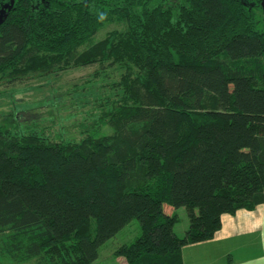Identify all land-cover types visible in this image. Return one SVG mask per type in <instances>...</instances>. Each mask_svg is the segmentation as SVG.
Listing matches in <instances>:
<instances>
[{"label": "trees", "instance_id": "16d2710c", "mask_svg": "<svg viewBox=\"0 0 264 264\" xmlns=\"http://www.w3.org/2000/svg\"><path fill=\"white\" fill-rule=\"evenodd\" d=\"M13 1L0 83L57 62L125 68L121 103L102 117L112 135L66 147L0 131V237L13 261L94 264L136 220L140 236L116 257L182 264L222 215L264 203V27L241 0ZM107 12L124 30L95 42Z\"/></svg>", "mask_w": 264, "mask_h": 264}, {"label": "rangeland", "instance_id": "374dc122", "mask_svg": "<svg viewBox=\"0 0 264 264\" xmlns=\"http://www.w3.org/2000/svg\"><path fill=\"white\" fill-rule=\"evenodd\" d=\"M119 1L122 0H102L111 4H119ZM158 1L162 0H154ZM13 3V0H1L0 21ZM241 4L256 27L263 28L264 0H241ZM103 19L102 27L93 38L95 42L124 30L113 12H107ZM53 68L48 75L31 73L23 83L13 87L0 83V131L10 138L36 139L66 147H79L91 138L112 135V129L102 117L111 113L112 102L123 97L119 87L125 68L113 65L101 69L99 64L69 67L63 62H57ZM175 214L179 219L175 231L182 236L188 227L185 209H176ZM139 236V224L132 220L99 248L94 264H127L123 257H116L114 253ZM4 242L5 238L0 237V264H37L34 259L22 263L13 261L2 250Z\"/></svg>", "mask_w": 264, "mask_h": 264}, {"label": "crops", "instance_id": "0c3cea01", "mask_svg": "<svg viewBox=\"0 0 264 264\" xmlns=\"http://www.w3.org/2000/svg\"><path fill=\"white\" fill-rule=\"evenodd\" d=\"M220 221L211 240L182 248V264H264V203Z\"/></svg>", "mask_w": 264, "mask_h": 264}]
</instances>
